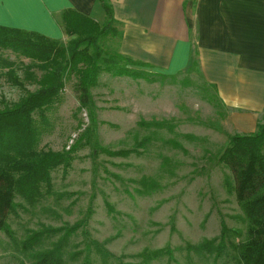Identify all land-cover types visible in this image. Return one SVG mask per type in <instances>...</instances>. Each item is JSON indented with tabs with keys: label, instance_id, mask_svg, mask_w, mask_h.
Returning <instances> with one entry per match:
<instances>
[{
	"label": "rangeland",
	"instance_id": "1",
	"mask_svg": "<svg viewBox=\"0 0 264 264\" xmlns=\"http://www.w3.org/2000/svg\"><path fill=\"white\" fill-rule=\"evenodd\" d=\"M103 47L106 53L116 50L111 43ZM6 62L13 64L21 82L31 63L0 50V109L36 89L27 83L24 89L14 87ZM75 84L73 76L67 77L57 101L42 118L34 116L42 131L38 149L68 150L87 128L89 118L78 110ZM92 96L97 140L109 153L96 154L88 145L78 149L66 173L61 168L52 172L51 195L34 206L16 200L24 208L8 220L14 242L0 235V264H31L21 246L28 232L71 225L90 205L86 230L119 264H143L144 255L168 249L171 257L164 253L149 264H235L231 245L245 238L246 224L224 186L229 172L219 156L240 132L228 120L230 111L220 105L214 88L194 69L147 79L103 73ZM222 221L228 234L221 258L187 249L219 237ZM55 240L44 241L42 247ZM83 249L84 237L78 232L69 240L66 264L79 263L82 256L72 260L70 253ZM93 264L102 261L93 256Z\"/></svg>",
	"mask_w": 264,
	"mask_h": 264
},
{
	"label": "trees",
	"instance_id": "2",
	"mask_svg": "<svg viewBox=\"0 0 264 264\" xmlns=\"http://www.w3.org/2000/svg\"><path fill=\"white\" fill-rule=\"evenodd\" d=\"M99 2L106 14L103 25L75 11L64 12L62 20L69 38L66 44L35 32L0 27V50H9L31 62L24 68L22 82L16 77L13 64L6 62L8 81L20 89H24V83L36 87L33 91H26L12 105L0 109V235L13 242L14 232L8 220L24 208L17 199L34 206L51 195L52 172L61 168L66 173L78 149L88 145L96 154L109 153L97 140V109L92 89L98 85L99 77L103 73L132 79H147L151 74L164 76L144 70L142 65L116 51L105 52L103 44L107 39L120 38L121 35L113 27L111 7L106 0ZM36 71L40 74L37 75ZM71 76L76 79L74 90L78 110L86 112L89 124L68 150L38 149L42 131L34 116H44L63 92L66 78ZM219 162L229 172L224 186L229 194L234 195L246 224L245 238L231 245L233 260L235 264H264V119L253 133L232 136L220 154ZM107 207L112 212L109 204ZM91 215L90 205L84 217L71 225L41 226L39 230L29 231L21 246L24 252L29 253L31 264H66V248L78 232L84 237V249L70 253L72 260L82 256L77 264H93V256L98 257L102 264L116 261L102 244L88 234L86 228ZM227 234L228 229L222 221L219 237L187 249L214 256L217 260L225 252ZM53 238L56 240L48 248L42 247L44 241ZM170 252L168 249L146 254L143 264H149L152 258L164 253L171 257Z\"/></svg>",
	"mask_w": 264,
	"mask_h": 264
},
{
	"label": "crops",
	"instance_id": "3",
	"mask_svg": "<svg viewBox=\"0 0 264 264\" xmlns=\"http://www.w3.org/2000/svg\"><path fill=\"white\" fill-rule=\"evenodd\" d=\"M106 2L121 35L107 39L116 52L166 77L194 69L240 134L255 131L264 116V0ZM67 10L106 21L99 0H0V27L65 42Z\"/></svg>",
	"mask_w": 264,
	"mask_h": 264
}]
</instances>
